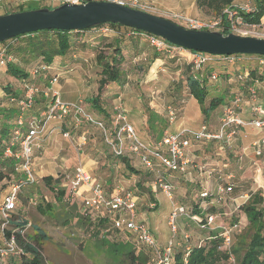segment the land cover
Returning <instances> with one entry per match:
<instances>
[{"label":"rangeland","instance_id":"obj_1","mask_svg":"<svg viewBox=\"0 0 264 264\" xmlns=\"http://www.w3.org/2000/svg\"><path fill=\"white\" fill-rule=\"evenodd\" d=\"M104 1L131 2L133 0ZM136 1L144 9L145 7L148 8L145 12L156 16L161 15L160 17L169 19L181 26H183L181 24L182 22L176 19L175 16L189 17L204 22L218 21L214 16L199 10L195 0H165L169 5H163V7L160 5L155 7L156 4H152L151 0ZM57 4L59 2L54 0H33L24 3L14 2L13 4L8 3L6 10L12 11L23 7V11H27L38 9L40 6L53 7ZM233 6L247 13V10L252 8L253 3L252 0H234ZM151 7L156 9L153 10ZM237 18L234 12L229 13L230 26H233L235 29L234 31H230L231 33L264 39V18H262L261 24L257 26L246 25L238 21ZM210 31H219V29L214 28L210 29ZM25 36H29V34ZM70 37L71 50L65 58H55L51 65L54 66L53 69L31 80L38 89V93L34 99L33 110L27 113L28 116L37 114L44 108L47 101L44 99L43 93L46 89L51 88L49 80L54 74H57L58 81L54 85V89L58 91V98L64 102H81L88 112L103 120L108 126L110 124L109 118L113 112V107L119 103L122 104L127 116L129 114L128 110L130 109L139 106L142 108H150L149 106H152L151 110H156L157 113H155L156 117H152L150 121L152 123L151 127L147 128L141 125V115H138L137 120L139 124L137 125L138 128L142 127L139 130V135L147 142H152L158 138L160 139L165 130L173 132L181 127L197 129L203 124L209 125L214 130L218 127L221 118V106L209 112L208 118L203 116L197 102L190 96L186 86L185 78L188 75V71L184 59H170L164 54L159 53V55L157 52L153 55L150 50L146 49L144 51L142 50L143 55L141 56L135 53V51L133 52L132 48L129 49L130 52L124 53L126 55V61L120 66L123 77L116 85L113 83L112 88L106 89L105 87L103 89L100 97V108H105V114L98 113L89 104V100L96 96L98 88L100 69L96 65L95 57L99 52H103L104 55H109L111 49L107 46H114L115 38H117V41L121 40L120 43H123L129 42L133 37L127 36L125 31L122 32L119 38L115 36H101V34L95 31L78 33L77 35L73 33ZM28 39L29 37H20L19 42H15L16 44L12 46L11 51L17 57L12 65L26 72L29 77L27 79H30L28 73L29 68L36 63L37 59H32L31 56L29 57L22 48V45L28 42ZM8 41L5 42L7 43ZM16 46L19 48L17 49ZM22 56L28 57L21 58ZM156 56L163 63L157 68H154L151 79H148L152 60ZM245 57L250 56L245 55ZM236 61L229 64L223 61L213 60L206 65L207 68H212L218 74L239 69L236 73L230 71L227 79H224L221 75L217 80H210L204 74L205 85L209 90L206 104L211 97L216 95L224 99L222 104L227 102L229 97L231 98L232 96L231 93L238 90L240 85L236 82H227L226 80L232 78L239 72L242 73L249 68H256L255 74L260 75V83L257 87L258 105L264 109V68L259 67L253 60L243 57ZM9 80L14 83H10ZM7 86L11 88V91H6L5 87ZM23 91L24 86L22 80H17L13 77L10 78L5 69H0V94L15 96L14 92L22 95ZM168 106L172 107L175 111V122L172 125H169L167 121L166 108ZM1 109H14L16 111L15 106H12L5 99L0 100ZM241 115L248 118L249 112L243 111ZM4 121H6V118L4 119V117L0 116V125ZM7 121L6 124H13L14 128L15 116ZM52 126L53 128H58V125L55 123ZM69 126L70 129L67 131H71L70 139L63 138L58 131H55L49 137L44 138L39 143V147L34 148L33 159L36 183L20 189L16 209L12 214L13 221L25 218L24 220L39 226L48 236L47 241L42 243L41 249L46 264H125L123 254L128 250L134 249L133 241L130 239L129 241L125 233L111 230L108 233V240L99 239L97 237L99 235L97 229L93 227V224H87V222L93 223V221H84V224L79 225V221H74V217L66 215L61 210L71 207L70 202L72 198L76 200V197L67 198L66 196H62V198H59L58 193H66L65 185L68 179L64 178V176L74 170L83 157H89L103 164L97 171V178L103 183L107 192L110 193L117 187L123 190H131L138 199L136 213L139 215L137 219L145 222L151 231L154 227L159 226L166 233L168 232V237L165 239L161 241L157 239L162 249L171 235L170 229L167 226V218L171 210V201L159 190L153 193L152 183L154 181V175L148 173L133 154L127 152L123 157H116L109 145L105 142L101 132L97 129L90 126L72 129V126ZM173 128L176 129L174 130ZM263 135V130L250 127L243 128L238 132L237 140H235L232 149H226L223 152L219 151L218 143L196 144L192 148L190 156L193 163L201 166L202 170L214 169V173L209 177L207 175H200L199 177V170L191 167H189L185 176L174 174L169 177L164 169L159 168L160 175H164L167 181L172 184L173 202L185 206L189 210V216L191 214L200 215L199 212L201 210L198 209L200 202L199 193L204 187H208V191L211 194H215V186L220 182L218 176L227 173L233 175V179L231 180L233 185L232 192L225 196L224 202L216 203L214 207L205 210L206 213L221 215L214 222L215 225L223 223L225 226H229L232 222H239L240 230L232 236L231 249L232 247L237 248L238 244L250 233L247 218L240 210V206L247 201L242 196L244 194L259 193L264 198V149L261 156H256L251 147L252 143ZM81 136L86 138V143L78 147ZM243 148H247L244 154H242ZM122 159H126L135 172L132 173L127 170ZM66 160L72 165L71 168L64 165L66 164ZM106 163L111 168H108ZM0 171L4 175L0 179L1 203L9 187L20 179L21 176L14 171L13 163L2 157H0ZM45 177L52 178L49 185L43 180ZM63 178L64 180L62 181ZM79 201L82 204V200L80 199ZM158 202L159 205L154 209L148 207L150 203L157 204ZM257 207L262 211L261 219L264 221V202ZM189 216H183L177 222L178 232L176 242L180 245H175L172 248V256L175 255V250L176 253L185 252L186 246L190 248L203 246L202 244L204 242L208 243L213 240L209 239L211 236L220 232L219 229L211 231L209 229L199 228L200 224L198 221L192 220ZM93 217L95 218V215H92L91 218L93 219ZM107 227H109V224H107ZM10 228L7 227V229ZM34 233V230L30 227H26L25 234L33 235ZM184 234L190 236L187 243H184ZM4 238L0 227V244ZM230 253L233 257L234 254L231 251ZM138 254L147 256L149 258V264H155L154 262L157 260L151 250L143 249ZM4 264H20V262L17 258L14 260L7 259ZM218 264H237V262L234 260V257L233 261L230 262L229 256L227 255V258H223Z\"/></svg>","mask_w":264,"mask_h":264},{"label":"built area","instance_id":"obj_2","mask_svg":"<svg viewBox=\"0 0 264 264\" xmlns=\"http://www.w3.org/2000/svg\"><path fill=\"white\" fill-rule=\"evenodd\" d=\"M59 3L80 4L87 1H104V0H54ZM122 5L131 8H138L146 11L148 8L141 6L136 0L131 2L117 1ZM51 4V2H50ZM251 11V8L247 10ZM236 15V13H235ZM180 20L183 27L195 30H209L220 27V21L204 22L189 17L175 16ZM241 21L240 18H237ZM242 22V21H241ZM240 23V22H238ZM102 36L122 35L123 30L103 24L92 29ZM234 27L230 26V31H234ZM127 36L144 37L148 45L156 52L164 54L170 59H184L186 66H189L190 73L194 76H202L204 67L213 60L223 61L231 64L237 62L242 57L253 60L259 67L264 68V56L246 55L244 56H213L201 52H193L180 47L169 44L164 39L156 37L144 32L134 30H126ZM15 62V58L7 53V47L0 44V69H5L8 64ZM37 61L29 68L30 79L23 82L24 91L22 95L1 94L6 100L16 108L15 126L13 128L10 140L4 144L2 149V158L8 159L13 163L14 171L21 178L15 181L9 187L7 193L0 203V227L2 232L9 227L16 209V203L21 188L36 183L33 153L34 148L39 147V143L47 136L49 137L55 131L65 139L71 138V131L64 130L62 125L70 123L72 129H80L82 126H90L101 132L105 142L109 145L111 151L116 157H123L127 152L136 156L143 168L150 174L154 175L152 183L153 193L159 190L171 201V210L167 218V226L170 229L171 237L162 247L158 244L155 235L151 232L145 222L137 219V196L131 190H123L115 188L110 194L104 188L101 181L90 175L83 165H78L71 178L66 183V191L69 197H80L82 205L87 211V215H95V218L106 217L109 227H105L101 233L102 237H108L111 230L125 233L128 240H132L134 250L140 253L143 249L151 250L156 256L157 264H171L173 256L172 248L180 245L176 242L178 232L177 222L183 216H189L188 209L172 200V184L167 181L164 175H160V169H164L168 175L180 174L186 175L189 167L199 170L200 175L208 177L214 173V169L202 170V167L194 164L190 156L192 148L196 144L201 143H218V149L223 152L226 149H232L235 140H237L238 132L243 128H254L264 131V109L258 105L257 89L255 84H251L244 71L238 73L236 78H228L227 82H236L240 87L234 91L229 100L221 105V118L218 127L214 130L209 125L203 124L197 129L188 127L177 128L173 132L165 130L159 140L154 143L145 142L139 139L134 127L128 120L126 111L122 104L119 103L113 107V112L109 118V126L105 122L85 109L81 102H64L60 100L58 91L54 89V85L58 81V75L54 74L49 80L51 88L43 93L44 99L47 101L43 109L37 114L28 116L34 107V99L38 93V89L31 81L36 76L44 74L54 66ZM219 74L214 71L208 75V79L217 80ZM29 78V77H28ZM245 93V94H244ZM243 111H248V118L243 117ZM167 121L169 125L175 122V111L172 107L166 108ZM58 125L53 128L52 124ZM24 128V129H23ZM86 138L81 136L78 147L85 145ZM256 156H261L264 149V135L254 141L251 146ZM247 148L242 149V154ZM246 154V153H245ZM260 171V169H258ZM67 179V178H66ZM219 183L215 186V194L208 191V187H204L199 193L200 202L198 209L200 215H190L192 220L198 221L199 228L209 230L219 229L220 232L215 233L209 239L220 238L217 247L219 252L226 253L229 261H233L231 256L232 236L240 230L239 222H232L229 226L223 223L215 225L214 222L221 215L216 213H206L205 210L214 207L216 203L224 202L226 195L232 192L233 185L231 173L221 174L218 176ZM214 195V197H213ZM248 194H244L242 198L248 199ZM227 198V197H226ZM33 203V202H32ZM35 204V202H34ZM156 203H150L148 207L154 209ZM29 226V225H27ZM190 236L184 234V243H187ZM129 240V241H130ZM202 247V246H200ZM191 248L185 247L184 260H186ZM20 249L17 246L14 234L8 238H4L0 244V264H4L11 256H18Z\"/></svg>","mask_w":264,"mask_h":264},{"label":"trees","instance_id":"obj_3","mask_svg":"<svg viewBox=\"0 0 264 264\" xmlns=\"http://www.w3.org/2000/svg\"><path fill=\"white\" fill-rule=\"evenodd\" d=\"M233 1L234 0H195V3L199 10L214 16V18H217L220 21V27H222V30L220 32L224 34L231 33L229 19V13L231 12L236 13V16L239 17L242 23L246 25L257 26L261 24V20L264 17V0H252L253 6L251 8V11L247 13L239 10L238 8H235L233 6ZM59 5L61 4H57L53 7L47 8L52 9ZM43 7L45 6H40V8ZM21 11H23V7H19L18 9L12 11L7 10L1 15ZM107 25L119 28L123 31L134 30L128 27L114 24ZM91 30L92 29H88L85 31ZM73 33L77 35L81 32L44 30L30 33L29 36L20 35L16 38L10 39L9 41L12 40L15 42H19L20 37H29V39L27 40L28 42H25L22 45L24 52L29 57L31 56L32 59L36 58L37 61L40 60L50 65L53 63V60L55 58H63L71 50L70 35ZM120 42L121 40L117 41L116 38L114 46H110L109 44V46H107L111 49V53L109 55H104L103 52H99L95 57L96 65L100 69L98 88L96 96L89 100V104L95 110L102 113L104 112L100 108V97L103 89L109 84L118 83L123 77V72L120 66L125 61V59L122 54L121 48L118 46ZM0 44L5 45L6 42H2ZM5 46L7 47V53L16 59L17 57L14 56L13 51H11L12 47H9V45ZM16 47L17 49L19 48L18 46ZM26 57L22 56L21 58ZM186 67L188 75L186 76L185 80L189 94L197 102L199 110L203 114V116L205 118H208L209 112L221 106L224 101V99L216 95L211 97L209 102L206 104V100L209 96V90L205 85L206 81L204 78V74L208 76L214 70L205 66L203 74L200 77L192 75L190 73L189 66L187 65ZM238 70L239 69L229 70L228 72L219 73V75H222L224 79H227L230 71H234L236 73ZM244 71L247 73L249 82L251 84H255V87L257 89L258 84L260 83V75L258 76L255 74L256 68H249ZM6 73L17 80L25 81L28 78V74L26 72L12 64H8V66L6 67ZM237 75L238 74L233 76V78ZM5 89L7 92L11 91L8 86L5 87ZM15 114L16 111L14 109L0 110V116L4 117V119L6 118V121H4L0 125V157H2V149L4 147V144L10 140L13 132V124H6L8 122L7 120L11 119L13 116H15ZM122 160L127 170L131 171L132 173L135 172L128 164V161L126 159ZM3 177L4 175L0 171V179H2ZM43 180L46 182V184L49 185L52 181V178L45 177L43 178ZM58 196L59 198H62L63 192L58 193ZM263 202L264 198H262L259 193H250L247 201L242 204V206H240V210L244 213L249 223L250 233L247 234L245 239L238 244L237 248L232 247L231 249V252L234 254V260L237 262V264H264V221L261 219L262 211L257 207ZM78 221L79 223L81 222L84 224V221H88V218L85 215H82V217H80ZM102 223L104 224V226H107L108 219L106 217L100 218L98 224L100 225ZM27 225H29L28 227L34 230L35 233L33 235L25 234ZM9 227L11 228L4 230L3 235L5 238H8L11 234H14L20 252L18 256H11L8 259L17 258L20 264H46L41 249L42 243L47 241L48 236L40 231V228H38L37 226H32L30 223L23 220L13 221L12 219L10 221ZM219 243L220 238H217L209 241L208 244L204 247H192L186 260H184V253L178 252L173 256V262L171 264H218L223 258H227V255L225 253L219 252L217 250ZM123 256L125 257V264H149V258H147V256L143 254L136 253L134 249L128 250L125 254H123ZM154 263L157 264L156 262Z\"/></svg>","mask_w":264,"mask_h":264},{"label":"water","instance_id":"obj_4","mask_svg":"<svg viewBox=\"0 0 264 264\" xmlns=\"http://www.w3.org/2000/svg\"><path fill=\"white\" fill-rule=\"evenodd\" d=\"M103 24L128 27L164 39L171 45L213 56H264V39L220 31L188 29L145 11L111 1L63 3L0 15V43L44 30L84 32Z\"/></svg>","mask_w":264,"mask_h":264},{"label":"crops","instance_id":"obj_5","mask_svg":"<svg viewBox=\"0 0 264 264\" xmlns=\"http://www.w3.org/2000/svg\"><path fill=\"white\" fill-rule=\"evenodd\" d=\"M27 1H33V0H0V15L3 13V12H5V11H7L6 10V5L9 3V4H13L14 2H17V3H24V2H27ZM151 3L152 4H156V6L155 7H157V5L159 6H161V7H163V5H165V6H168L169 5V3H167L165 0H151ZM59 4H62V3H59ZM151 6V5H150ZM45 7H48V6H45ZM153 10H155L156 8H153V7H151ZM157 15H159V14H157ZM159 16H161V15H159ZM264 18V17H263ZM91 31H93V30H91ZM85 32H89V31H84V32H81V33H85ZM115 40H116V38H115ZM14 44H16L15 43V41H9V42H7L5 45H9V47H12ZM119 47H121V45H122V54H123V56H124V58L126 57V53H128V52H130L129 51V49L130 48H132L133 49V52L135 51V53H137L139 56H141V55H143V51H144V49H146V50H150L151 52H152V54L154 55L155 53H156V51L154 50V49H152L149 45H148V42L146 41V39L144 38V37H136V38H134L133 37V39H130L129 40V42H123V43H119ZM150 48V49H149ZM143 50V51H142ZM125 53V54H124ZM132 53V52H131ZM158 53V52H157ZM159 54V53H158ZM160 55V54H159ZM163 55V54H162ZM138 56V57H139ZM137 57V58H138ZM63 58H65V57H63ZM174 59V58H173ZM125 61H126V58H125ZM163 63V61L160 59V58H158V56H156L153 60H152V65H151V68H150V70H149V77H148V79H151V74H153V72H154V68H157L159 65H161ZM66 68V67H65ZM10 78H11V76H9ZM16 81V80H15ZM9 82L10 83H14L13 81H11V80H9ZM115 85H116V83H114ZM113 84H109L108 86H106V89H109V88H112L113 86H112ZM241 88H242V86H240ZM11 89V88H10ZM243 90H244V87L242 88ZM14 94L15 95H18V94H16L15 92H14ZM1 95V94H0ZM6 100V98L5 97H1L0 96V100ZM137 101H139V100H137ZM150 105V104H149ZM150 108H147V107H145V108H142V107H135L134 109H130V110H128V120H129V122L132 124V126L134 127V129H135V131H136V133H137V135H138V137H139V139L140 140H142V141H145V140H143L142 138H141V136L139 135V130H141L142 129V127L141 128H138V126L137 125H139L138 123H137V120H138V115H141V120H142V123H141V125L143 126H145V127H151L152 126V123H150V121H151V119H152V117H156L155 116V113H157L156 112V110H151L152 109V106H149ZM102 110H103V112H104V107H102L101 108ZM147 109H150V110H147ZM98 113L100 112V111H97ZM102 113V112H101ZM104 114H105V112H104ZM154 120H155V118H153ZM70 124L69 123H66V124H64L63 126H62V128L64 129V130H68V129H70V126H69ZM138 128V129H137ZM174 129V128H173ZM176 129V128H175ZM174 129V130H175ZM157 140H159V138L157 139ZM157 140H154V141H152L151 143H154V142H156ZM145 142H147V141H145ZM149 142V141H148ZM194 157V156H193ZM137 158V157H136ZM138 159V158H137ZM9 162H10V160H9ZM65 166H67L68 168H71L72 167V165L71 164H69V162L66 160V164H64ZM78 165H83V167L86 169V170H88L89 171V173H90V175H92L94 178H96L97 180H99L98 178H97V171L99 170V168L101 167V165H103V164H101V163H99L97 160H94V159H91V158H89V157H83L81 160H80V162L78 163ZM77 165V166H78ZM106 165L108 166V168H111L107 163H106ZM76 166V167H77ZM142 166V165H141ZM75 167V168H76ZM143 167V166H142ZM60 168H62L61 166H60ZM75 170V169H74ZM74 170H72V171H70L69 172V174L68 175H65L64 176V178H71V176H72V174L74 173ZM174 175V174H173ZM173 175H169V177H171V176H173ZM200 177V176H199ZM64 178L62 179V181L64 180ZM100 181V180H99ZM113 191V190H112ZM111 191V192H112ZM66 193L64 194V192H63V196H66L67 198H69V196H68V194H67V191H65ZM110 192V193H111ZM108 194H110L109 192H107ZM76 200H74L73 198H72V200H71V202H70V205H71V207H68V208H64V209H61L62 211H64V213L66 214V215H71L72 217H74V221H78V219H80V217H82V215H85L87 218H88V220L89 221H93V223H90V222H87V224L89 225V224H93V227H95L96 229H97V232H99V235L97 236V237H99V239H109V235H108V237H102L101 236V233H102V231L104 230V228L106 227V226H104V224L102 223V224H98V222H99V219L98 218H94L93 217V219L91 218L92 217V215H87V211L85 210V208L82 206V204L80 203V197H76L75 198ZM157 205H159V202L157 203ZM70 208V209H69ZM66 211V212H65ZM139 215V214H138ZM137 215V216H138ZM25 219V218H24ZM24 219H22L23 221H26V220H24ZM94 220H96V221H94ZM26 222H28V221H26ZM28 223H30V222H28ZM95 223V224H94ZM32 226H36L35 224H33V223H30ZM81 224H83V223H81L80 222V224L79 225H81ZM38 228H40L39 226H37ZM150 229V228H149ZM151 230V229H150ZM40 231H42L41 230V228H40ZM43 233H44V231H42ZM154 235H155V237H156V239H158V241H161V240H163V239H165L166 237H168V232L166 233V231H164L163 229H161L159 226L158 227H154L153 228V230L151 231ZM94 236V235H93ZM170 237H171V235L169 236V238H168V240L170 239ZM106 240V241H107ZM105 241V240H104ZM168 242V241H167ZM161 243V242H160ZM208 243H206V242H204L202 245V247H204V246H206ZM184 253V252H183ZM175 254H176V250H175ZM11 259H16V258H11Z\"/></svg>","mask_w":264,"mask_h":264}]
</instances>
